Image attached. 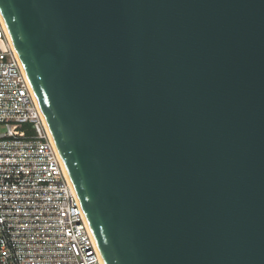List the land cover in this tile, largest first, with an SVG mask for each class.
<instances>
[{
    "label": "water",
    "instance_id": "water-1",
    "mask_svg": "<svg viewBox=\"0 0 264 264\" xmlns=\"http://www.w3.org/2000/svg\"><path fill=\"white\" fill-rule=\"evenodd\" d=\"M103 264H264V0H0Z\"/></svg>",
    "mask_w": 264,
    "mask_h": 264
},
{
    "label": "built area",
    "instance_id": "built-area-1",
    "mask_svg": "<svg viewBox=\"0 0 264 264\" xmlns=\"http://www.w3.org/2000/svg\"><path fill=\"white\" fill-rule=\"evenodd\" d=\"M0 264H103L0 17Z\"/></svg>",
    "mask_w": 264,
    "mask_h": 264
},
{
    "label": "rangeland",
    "instance_id": "rangeland-1",
    "mask_svg": "<svg viewBox=\"0 0 264 264\" xmlns=\"http://www.w3.org/2000/svg\"><path fill=\"white\" fill-rule=\"evenodd\" d=\"M5 130H6V126L4 124H2L1 127H0V132H3Z\"/></svg>",
    "mask_w": 264,
    "mask_h": 264
}]
</instances>
